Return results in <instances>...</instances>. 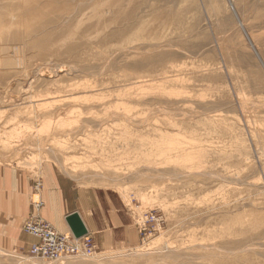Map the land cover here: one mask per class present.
<instances>
[{
	"label": "rangeland",
	"instance_id": "1",
	"mask_svg": "<svg viewBox=\"0 0 264 264\" xmlns=\"http://www.w3.org/2000/svg\"><path fill=\"white\" fill-rule=\"evenodd\" d=\"M0 162L113 189L140 231L14 264H264V0H0Z\"/></svg>",
	"mask_w": 264,
	"mask_h": 264
},
{
	"label": "crops",
	"instance_id": "2",
	"mask_svg": "<svg viewBox=\"0 0 264 264\" xmlns=\"http://www.w3.org/2000/svg\"><path fill=\"white\" fill-rule=\"evenodd\" d=\"M39 172L43 205L37 210L33 204L35 173L0 162V264H14L15 256L38 241L24 229L35 215L60 232H70L67 217L78 213L97 247L103 250L138 243L135 214L116 191L81 185L53 166H44Z\"/></svg>",
	"mask_w": 264,
	"mask_h": 264
},
{
	"label": "built area",
	"instance_id": "3",
	"mask_svg": "<svg viewBox=\"0 0 264 264\" xmlns=\"http://www.w3.org/2000/svg\"><path fill=\"white\" fill-rule=\"evenodd\" d=\"M40 188L41 183L37 185L35 193L40 191ZM33 204L39 210L43 202L39 199H33ZM24 229L38 239L29 250V254L34 258L59 260L61 258L76 257L75 255H88L94 253L97 248L91 235L81 238L78 242L74 239L73 234L60 232L51 223L43 220L38 215L31 217L26 222Z\"/></svg>",
	"mask_w": 264,
	"mask_h": 264
},
{
	"label": "water",
	"instance_id": "4",
	"mask_svg": "<svg viewBox=\"0 0 264 264\" xmlns=\"http://www.w3.org/2000/svg\"><path fill=\"white\" fill-rule=\"evenodd\" d=\"M67 222L76 237L87 234V229L77 213H73L67 217Z\"/></svg>",
	"mask_w": 264,
	"mask_h": 264
},
{
	"label": "bare ground",
	"instance_id": "5",
	"mask_svg": "<svg viewBox=\"0 0 264 264\" xmlns=\"http://www.w3.org/2000/svg\"><path fill=\"white\" fill-rule=\"evenodd\" d=\"M41 182L39 181V183L38 184H40ZM38 184H36L35 185V187H34V191H33V193H34V195H33V199L34 200H41V198H40V191H38L37 193H35V191L37 190V185ZM41 189V188H40ZM78 214V213H77ZM79 215V214H78ZM87 229V228H86ZM71 232V234H73V237H74V239L75 240H77L78 242L80 241V239L81 238H83V237H85V236H87V235H91L88 231H87V234H85V235H83V236H81V237H76L75 235H74V233L72 232V230L70 231ZM65 233H67V232H65ZM92 236V235H91ZM95 244H96V242H95ZM96 247H97V245H96ZM80 256H88V255H85V254H82V255H80ZM67 258H69V257H67ZM65 258H61V259H59V260H52V261H61V260H64ZM53 263V262H52Z\"/></svg>",
	"mask_w": 264,
	"mask_h": 264
}]
</instances>
